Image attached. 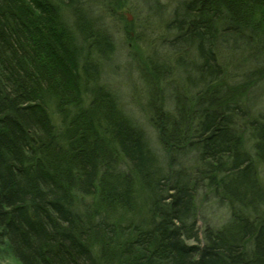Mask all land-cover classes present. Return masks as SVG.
<instances>
[{
    "label": "trees",
    "instance_id": "trees-1",
    "mask_svg": "<svg viewBox=\"0 0 264 264\" xmlns=\"http://www.w3.org/2000/svg\"><path fill=\"white\" fill-rule=\"evenodd\" d=\"M78 2L0 0V264H264V118L242 101L264 0L176 2L158 148L100 84L113 44Z\"/></svg>",
    "mask_w": 264,
    "mask_h": 264
},
{
    "label": "rangeland",
    "instance_id": "rangeland-1",
    "mask_svg": "<svg viewBox=\"0 0 264 264\" xmlns=\"http://www.w3.org/2000/svg\"><path fill=\"white\" fill-rule=\"evenodd\" d=\"M77 1L86 11L87 22L113 44L111 54L96 55L101 68L100 84L117 97L124 113L149 134L151 143L158 148L150 102L153 93L160 94L169 86L176 89L180 85L175 67L176 53L171 44L173 37L167 30L178 0ZM71 9L64 10V19L75 31ZM226 62L223 55L220 63L225 65ZM242 101L252 119L264 118V90L252 91ZM242 136L245 151H251L247 130ZM257 165L264 185V164Z\"/></svg>",
    "mask_w": 264,
    "mask_h": 264
}]
</instances>
